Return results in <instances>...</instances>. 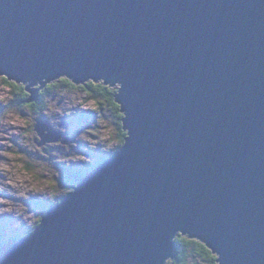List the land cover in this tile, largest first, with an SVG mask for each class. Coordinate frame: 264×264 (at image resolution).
Here are the masks:
<instances>
[{
  "label": "water",
  "instance_id": "95a60500",
  "mask_svg": "<svg viewBox=\"0 0 264 264\" xmlns=\"http://www.w3.org/2000/svg\"><path fill=\"white\" fill-rule=\"evenodd\" d=\"M0 72L47 80L28 103L60 75L119 82L130 130L0 264H164L177 231L264 264V0H0Z\"/></svg>",
  "mask_w": 264,
  "mask_h": 264
},
{
  "label": "clouds",
  "instance_id": "9594fccd",
  "mask_svg": "<svg viewBox=\"0 0 264 264\" xmlns=\"http://www.w3.org/2000/svg\"><path fill=\"white\" fill-rule=\"evenodd\" d=\"M92 80L94 79L88 78L85 81L89 83L78 84L73 83L69 76L60 75L48 85L52 95H48V90L42 89L40 100L36 104H18L15 102L17 96L28 95L24 91L25 87H39L47 80L42 79L34 84L26 80L16 84L10 82L7 73L0 72V106H3L0 111V218L10 216L17 221L16 228H20L22 224L26 226L29 231L24 233L25 238L35 233L42 225L40 218H44L43 214L37 215L31 211L25 202L39 198L49 204L60 205L62 200L69 196V191H76V185H61V173L57 165L69 167L83 159L82 155L73 151L80 144L87 143L90 151L99 150L114 156L126 146L130 138V130L118 131L113 121L99 115L96 120L98 130L89 134L90 130L85 127L70 143H64L62 140L45 142L44 136L48 133L45 132L44 136H41L36 130V122L40 116L48 120L51 129L61 135H67V129L61 125L64 118L71 116L74 110H91L99 114L102 101L86 99L92 95L89 89L99 87L92 84ZM99 80L106 82L102 78ZM107 84L112 86L109 91L115 90L118 95L121 93V83ZM112 107L119 115V106ZM57 149H62L63 154ZM90 163L89 158L87 164ZM180 233L183 232L177 231L172 238L173 243L178 246V238L187 243L184 236H189L184 233V236H180ZM216 256L220 260L218 253ZM208 258H211V253ZM175 260L177 259H166L164 264H172Z\"/></svg>",
  "mask_w": 264,
  "mask_h": 264
},
{
  "label": "rangeland",
  "instance_id": "374dc122",
  "mask_svg": "<svg viewBox=\"0 0 264 264\" xmlns=\"http://www.w3.org/2000/svg\"><path fill=\"white\" fill-rule=\"evenodd\" d=\"M86 99H89V98H86ZM2 110H3V106H0V111ZM98 115L113 121L117 126V130L120 131L119 121L116 119V117H113V115L106 109L104 110L99 109V114L96 112H92L91 110L82 112L79 109H76L74 110L71 116H66L62 122L61 126L67 129V135H62L61 140L64 143H70L72 140L75 139V136L78 135L79 132L83 131L85 127H87L90 130L89 134H91V131L98 130V127L96 125V120L98 118ZM39 120L45 121L48 124V120L43 116H40V118L37 121ZM36 125H37V122H36ZM89 148L90 146L87 143L80 144L73 151L82 155L83 159L76 161L69 167H65L64 165H57V168L61 173L60 183L62 186H65V181L66 179H68L67 173L69 172L66 168L71 169L72 173H73V170H76V171L82 170L87 165H89L87 164V161L89 158L91 159V163H94L96 161L97 159L96 154H98L99 156L100 155L104 156L106 159L109 158L108 155L100 152L99 150L90 151ZM57 150L61 151V153L63 154L62 149H57ZM65 174H67V178L63 180V176ZM25 203L27 204L26 206L29 207L30 210L36 213L37 215H41L40 213L42 210L41 207H44V206L46 207V205L48 206L51 205L47 201L40 200L39 198H33L30 201H27ZM16 223L17 221L10 216H5V217L0 218V242H4L5 240L11 238L13 235L16 237L17 236L21 237L22 233L26 231V229H28L23 224L21 225L20 228H16L15 227ZM187 264H195V261H193V259L189 260Z\"/></svg>",
  "mask_w": 264,
  "mask_h": 264
},
{
  "label": "trees",
  "instance_id": "16d2710c",
  "mask_svg": "<svg viewBox=\"0 0 264 264\" xmlns=\"http://www.w3.org/2000/svg\"><path fill=\"white\" fill-rule=\"evenodd\" d=\"M11 83H13V82H11ZM91 83L97 84V85H99V87L95 88V89H89L92 92V95H91V97H88V98L98 100V101H102V103L99 106V109L100 110L106 109L107 111H109L113 115V117H116V119L119 121V130H123V128H122L123 115H122V113H120L121 112L120 106L115 102L116 91L115 90L109 91L108 89H110L112 86L111 85H105L103 82H99V83L91 82ZM48 85L44 88V90H48V95H52V90L48 89ZM24 91L26 92L25 88H24ZM40 97H41V91L39 92L38 98L35 101L30 102V103L36 104L40 100ZM28 99H29V94L26 97L17 96L15 102L18 104H24V103H28L27 102ZM112 105L119 106V115H117V110L114 109L112 107ZM110 157H112V156H109V158ZM103 161L104 160H102V162ZM97 166L98 165H96V167ZM66 169L68 170L69 173H72L71 169H68V168H66ZM66 178H67V174H65L63 176V180H65ZM70 192H72V191H69V193ZM47 206L48 205H46V207ZM46 207L45 206L41 207V209H42L40 212L41 215L42 214L44 215ZM28 231H29V229H26V231H24L22 233V235H24V233L28 232ZM16 238H20V237L19 236L16 237L13 235L11 238H9L7 240L16 239ZM7 240H5V241H7ZM184 240L187 241V243L181 242L178 238V243L180 244V246L176 245L175 257H174V259H177V260L173 261L172 264H187L188 261L192 260V259H193V261H195V264H203V263L204 264H206V263L207 264H217L216 263L217 256L214 255L212 253V251H210L204 244H202L201 242H199L195 239H189L187 237H184ZM179 250H180V252H179ZM205 250H207V251H205ZM178 252H179V258H178ZM209 253H211V258H208Z\"/></svg>",
  "mask_w": 264,
  "mask_h": 264
},
{
  "label": "flooded vegetation",
  "instance_id": "af4514ba",
  "mask_svg": "<svg viewBox=\"0 0 264 264\" xmlns=\"http://www.w3.org/2000/svg\"><path fill=\"white\" fill-rule=\"evenodd\" d=\"M121 113V112H120ZM109 156V155H108ZM96 157H97V159H96V161L94 162V163H91V164H89V165H87L84 169H82V170H78V171H76V170H73V175H76V176H85L86 174H88L90 171H92L93 170V168H95L96 167V165H99V164H101L102 163V160H105L106 158L104 157V156H99L98 154H96ZM95 166V167H94ZM70 173H68V175H69ZM74 182V180L73 179H70V178H68V179H66V181H65V186H67V187H72L73 186V184L75 185V182ZM21 237H24V235H22Z\"/></svg>",
  "mask_w": 264,
  "mask_h": 264
},
{
  "label": "bare ground",
  "instance_id": "6f19581e",
  "mask_svg": "<svg viewBox=\"0 0 264 264\" xmlns=\"http://www.w3.org/2000/svg\"><path fill=\"white\" fill-rule=\"evenodd\" d=\"M17 239V238H16Z\"/></svg>",
  "mask_w": 264,
  "mask_h": 264
}]
</instances>
